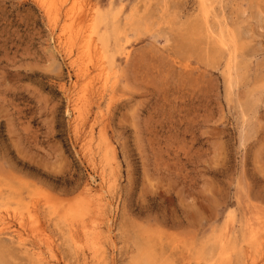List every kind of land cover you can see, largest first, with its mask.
<instances>
[{"label": "rangeland", "instance_id": "1", "mask_svg": "<svg viewBox=\"0 0 264 264\" xmlns=\"http://www.w3.org/2000/svg\"><path fill=\"white\" fill-rule=\"evenodd\" d=\"M1 229L0 264H264V0H0Z\"/></svg>", "mask_w": 264, "mask_h": 264}, {"label": "bare ground", "instance_id": "2", "mask_svg": "<svg viewBox=\"0 0 264 264\" xmlns=\"http://www.w3.org/2000/svg\"><path fill=\"white\" fill-rule=\"evenodd\" d=\"M68 1V0H67ZM67 3V2H66ZM74 7V6H73ZM72 9V8H71ZM83 10V9H82ZM72 11H73V9L72 10H69L68 9V11L65 13V7L64 6H62L61 8H59L57 11H56V13H57V15L59 16V17H61V15H63L64 13H65V16L66 17H69L70 18V16L72 15L71 13H72ZM75 11V10H74ZM81 11V10H80ZM74 13V12H73ZM80 19L81 20H85L84 19V17H85V14H84V12H82L80 15ZM86 21V20H85ZM104 179V178H103ZM105 181V180H104ZM101 191V190H100ZM86 192L88 193V195L90 196V197H92L93 195H95V191L93 190V189H91V188H88L87 190H86ZM86 194V193H85ZM87 195V194H86ZM96 196H97V194H96ZM96 196H93L92 198H94V199H96L97 197ZM90 197H88V198H90ZM100 198H101V196H99ZM93 199V200H94ZM97 200V199H96ZM101 200V199H100ZM102 201V200H101ZM4 230L6 231V229H1L0 230V232H4ZM253 235V234H252ZM257 238V237H256ZM253 239H254V237H253ZM220 240V239H219ZM251 246H253V245H251ZM255 249V248H254ZM257 250V249H256ZM230 251V250H229ZM223 260V259H222ZM264 262V261H263ZM262 262V263H263ZM257 263V262H256ZM222 264V263H221Z\"/></svg>", "mask_w": 264, "mask_h": 264}]
</instances>
